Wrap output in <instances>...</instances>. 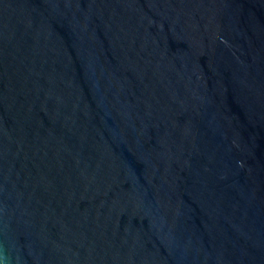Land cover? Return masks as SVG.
<instances>
[{
    "label": "water",
    "instance_id": "water-1",
    "mask_svg": "<svg viewBox=\"0 0 264 264\" xmlns=\"http://www.w3.org/2000/svg\"><path fill=\"white\" fill-rule=\"evenodd\" d=\"M0 264H264V0H0Z\"/></svg>",
    "mask_w": 264,
    "mask_h": 264
}]
</instances>
